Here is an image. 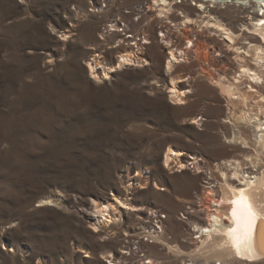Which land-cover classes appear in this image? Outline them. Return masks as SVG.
<instances>
[{
    "label": "rangeland",
    "instance_id": "rangeland-1",
    "mask_svg": "<svg viewBox=\"0 0 264 264\" xmlns=\"http://www.w3.org/2000/svg\"><path fill=\"white\" fill-rule=\"evenodd\" d=\"M151 1L0 0V264H133L129 258L147 250L152 264H202L186 257L183 244L199 240L194 221L206 218L208 171L197 172L192 161L183 170L168 167L166 151L183 150L187 160L194 153L211 168L255 151L226 140L234 136L225 121L231 106L198 77L192 54L172 75L195 76L179 83L193 92L187 104L171 101L168 50L161 39L149 45L138 35L159 15L142 14ZM113 22L125 30H110ZM173 32L174 43L183 44L181 32ZM130 34L143 64L150 63L119 69L109 80L92 78L88 63L95 57L114 63ZM213 57L209 69L238 77L242 62L234 54L225 67ZM114 194L142 210L99 222L90 203ZM157 215L164 220L156 222L160 238L139 236ZM138 237L147 246H137ZM165 237L180 250L169 249ZM122 251L128 255L120 258ZM209 264H264V257Z\"/></svg>",
    "mask_w": 264,
    "mask_h": 264
},
{
    "label": "bare ground",
    "instance_id": "bare-ground-1",
    "mask_svg": "<svg viewBox=\"0 0 264 264\" xmlns=\"http://www.w3.org/2000/svg\"><path fill=\"white\" fill-rule=\"evenodd\" d=\"M147 6L141 9L142 14L152 12L155 15L156 11L159 15H155L156 22H150L148 28L138 32V35H144L143 43L149 45L157 39L164 42L165 50H168L165 70L170 75L168 93L171 101L175 104H187L188 95L193 92V88H183L179 83L194 81L195 76L191 75L190 80L186 76L172 75L179 63L191 62L189 56L192 54V58L200 63L198 77L212 84L214 91L225 97L231 106L230 119L225 121L234 125V136L226 137V140L243 145L245 151L248 148L255 151L254 156L222 160L211 168L208 163L202 162L203 158L199 155L192 153L190 160H187L184 158L186 152L168 147L164 159L166 166H176L183 170L193 163L197 172L208 171L207 190L201 208L205 211L206 218L203 223L194 221L193 231L199 233L195 237L199 240L183 244V247L190 250L185 252L186 257L193 263L201 260L202 264L212 263L213 260L261 259L264 257V0H152ZM258 6V10L249 13V8ZM173 9L182 11L184 15L173 14ZM244 13L249 15L242 16ZM126 24L133 29L132 22L127 21ZM155 24H158L160 37L155 34ZM120 26L113 22L110 30H125ZM176 30L181 32L185 40L184 42L181 38L184 46L179 41L174 43L179 37L173 32ZM204 32L206 36L203 35ZM219 35H224L223 39L218 38ZM131 36L133 37L130 34L129 39H123L128 44L119 50L120 54L114 63H104L100 57H95V61L88 63L92 78L99 81L109 80L112 73L119 69L150 63L145 59L146 63L143 64L144 58L138 55V42L135 41L136 45L131 44V41L136 40L135 37L130 39ZM205 40L209 42L208 45ZM214 54L222 57L220 61L224 67V59L234 54L237 61L242 62L238 77L230 79L226 75V68L221 69L224 74L220 75L209 69L214 68L213 64L217 63ZM237 105L239 112H236ZM198 121L199 119H194V122ZM242 121H246L248 129L239 124ZM251 127L254 131L253 137L248 135ZM214 172H218V175ZM157 187L161 189L158 184ZM47 200L49 199L43 200V203ZM90 209L94 211L99 222L103 220L108 224L121 220L124 214L131 211L142 210V207L134 205L128 198L114 194L107 202L94 199L90 203ZM156 222L164 226V220L157 215L152 221H147V226L139 236L144 234L149 238H160L161 227ZM164 242L169 249L177 247L180 250L179 245H172L167 239ZM137 246L142 249L147 243L138 237ZM147 253L146 257L137 254L129 260L133 264H152L150 251L147 250ZM121 255L120 258L128 253L122 251ZM145 259L148 261L143 263Z\"/></svg>",
    "mask_w": 264,
    "mask_h": 264
},
{
    "label": "snow or ice",
    "instance_id": "snow-or-ice-1",
    "mask_svg": "<svg viewBox=\"0 0 264 264\" xmlns=\"http://www.w3.org/2000/svg\"><path fill=\"white\" fill-rule=\"evenodd\" d=\"M262 231H264V224H262Z\"/></svg>",
    "mask_w": 264,
    "mask_h": 264
},
{
    "label": "built area",
    "instance_id": "built-area-1",
    "mask_svg": "<svg viewBox=\"0 0 264 264\" xmlns=\"http://www.w3.org/2000/svg\"><path fill=\"white\" fill-rule=\"evenodd\" d=\"M143 254H144V252H143ZM148 261V260H147Z\"/></svg>",
    "mask_w": 264,
    "mask_h": 264
}]
</instances>
